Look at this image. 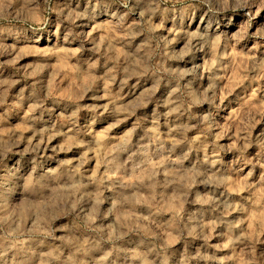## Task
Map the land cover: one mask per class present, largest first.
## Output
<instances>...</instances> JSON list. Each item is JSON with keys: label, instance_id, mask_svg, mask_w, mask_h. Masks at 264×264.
<instances>
[{"label": "rangeland", "instance_id": "374dc122", "mask_svg": "<svg viewBox=\"0 0 264 264\" xmlns=\"http://www.w3.org/2000/svg\"><path fill=\"white\" fill-rule=\"evenodd\" d=\"M0 264H264V0H0Z\"/></svg>", "mask_w": 264, "mask_h": 264}]
</instances>
